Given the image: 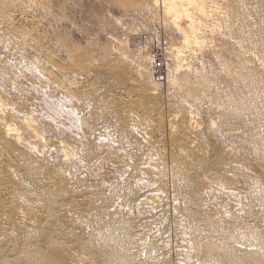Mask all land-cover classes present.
I'll use <instances>...</instances> for the list:
<instances>
[{
  "label": "bare ground",
  "instance_id": "obj_1",
  "mask_svg": "<svg viewBox=\"0 0 264 264\" xmlns=\"http://www.w3.org/2000/svg\"><path fill=\"white\" fill-rule=\"evenodd\" d=\"M93 1L159 20L172 75L0 0V264H264V0Z\"/></svg>",
  "mask_w": 264,
  "mask_h": 264
},
{
  "label": "rangeland",
  "instance_id": "obj_2",
  "mask_svg": "<svg viewBox=\"0 0 264 264\" xmlns=\"http://www.w3.org/2000/svg\"><path fill=\"white\" fill-rule=\"evenodd\" d=\"M103 6L105 7V3H103ZM79 8L87 9L88 13L73 15L69 20L63 19L62 22L56 21L53 27L61 31L69 30L72 34L71 38H76L77 41L75 39L74 41L76 43L81 42L82 45L89 41H95L97 43L107 44L112 51L116 52L121 51L120 48H125L133 57L134 64H130V67H134L133 65L137 63L144 64L148 62L146 55L150 54L152 59L149 61L148 68L152 71L154 80L160 84L159 90L156 89L153 91H160L166 87L167 79L172 75L170 71L173 65L172 61L166 59L163 54V46L168 40L165 38L166 35L159 20L148 22L150 25L147 26L145 24L144 26L140 24L141 21L134 20L126 15L122 16V13L116 7H112L111 11L115 19L111 20L110 18L103 17L95 10L97 7L93 0H68V3L63 9L58 3L54 2L53 13L70 14ZM44 27L42 37L45 38L48 45L53 46L52 41L49 39V35L52 33L51 28L46 23H44ZM94 53L98 54L99 50L96 49ZM204 57L208 56L204 55ZM120 92L122 91L120 90ZM125 93L126 95L129 94V92ZM177 112L176 109L164 103L163 119L166 130H168L169 120H172L174 114H177ZM167 147L165 146L166 154L168 151ZM169 212V224H171L170 237L172 242L174 235V232H171L174 231L172 229V224H174L173 210L169 208Z\"/></svg>",
  "mask_w": 264,
  "mask_h": 264
}]
</instances>
